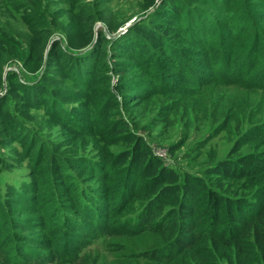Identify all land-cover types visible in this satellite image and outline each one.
I'll return each instance as SVG.
<instances>
[{
    "label": "trees",
    "instance_id": "1",
    "mask_svg": "<svg viewBox=\"0 0 264 264\" xmlns=\"http://www.w3.org/2000/svg\"><path fill=\"white\" fill-rule=\"evenodd\" d=\"M219 1L227 0H184L115 45L96 36L99 18L81 5L67 46L49 36L37 46V82L9 75L24 108L68 132L48 146L0 105L9 156H0V264H264V122L195 172L166 166L123 118L106 115L122 105L115 93L139 106L205 77L225 84V74L242 75L228 83L255 89L250 74L264 88V0H247L246 11L233 4L229 17ZM112 145L123 150L112 155ZM12 161L26 164L27 180H7L2 164Z\"/></svg>",
    "mask_w": 264,
    "mask_h": 264
},
{
    "label": "rangeland",
    "instance_id": "2",
    "mask_svg": "<svg viewBox=\"0 0 264 264\" xmlns=\"http://www.w3.org/2000/svg\"><path fill=\"white\" fill-rule=\"evenodd\" d=\"M182 1L184 0H0V105L12 107L19 122L30 126L32 135L46 145L58 143L68 130L51 122L42 111L24 108L20 104L24 98L15 93L13 79L9 75L16 70L20 82H37L45 70L44 62L38 59L37 46L47 36L50 39L59 38L62 46H67L80 20L83 6H90L99 18L95 22L96 36L97 32L102 31L109 38V44L115 45L117 37L126 39L127 31L133 24L142 22L148 25L165 15L164 10L170 13L168 7L173 8ZM193 1L198 6L207 8L212 0ZM189 3L187 6L192 8V1ZM219 3L223 8L221 17H229L232 14L230 11L234 14L233 4L241 6L244 11L248 8L247 0ZM231 5L232 9L229 10ZM185 7L182 9L185 10ZM25 14H31V22H27L23 16ZM185 16L188 17L187 14ZM242 44L244 48V41ZM111 48L112 45L109 50ZM196 58L201 64L200 57ZM204 66L203 63L201 68ZM260 67L252 73H260ZM225 75L229 80H242V75ZM248 76L255 89L228 83L227 77L223 79L225 84L215 81L210 83L209 77H205L180 88L178 93L162 89L139 106L126 103L115 93L122 105L106 114L108 122H112L111 117L116 114L127 122L131 132L144 138L153 154L159 156L166 166L196 172L226 158L239 136L249 132L252 127L263 126L264 88L258 84L260 81L257 83L250 74ZM198 77L199 75L195 76L196 79ZM5 96L8 98L4 99ZM71 144L75 143L69 142L67 146ZM73 146L84 156L92 155L90 146L85 151L81 150L82 145L78 142ZM109 149L113 155L123 150V145H112ZM261 149L263 147L259 148ZM6 150L0 145L2 158H9ZM10 164L13 166L4 162L2 164V167L7 165V180H27L28 169L25 163L16 164L12 161Z\"/></svg>",
    "mask_w": 264,
    "mask_h": 264
},
{
    "label": "built area",
    "instance_id": "3",
    "mask_svg": "<svg viewBox=\"0 0 264 264\" xmlns=\"http://www.w3.org/2000/svg\"><path fill=\"white\" fill-rule=\"evenodd\" d=\"M157 156V155H156ZM159 157V156H158ZM160 158V157H159Z\"/></svg>",
    "mask_w": 264,
    "mask_h": 264
}]
</instances>
